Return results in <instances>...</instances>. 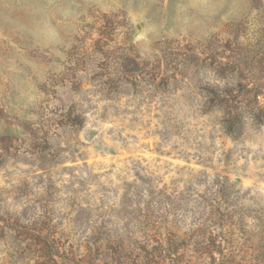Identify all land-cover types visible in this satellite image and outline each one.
<instances>
[{"label": "rangeland", "instance_id": "rangeland-1", "mask_svg": "<svg viewBox=\"0 0 264 264\" xmlns=\"http://www.w3.org/2000/svg\"><path fill=\"white\" fill-rule=\"evenodd\" d=\"M221 220L264 264V0H0V264Z\"/></svg>", "mask_w": 264, "mask_h": 264}, {"label": "trees", "instance_id": "trees-1", "mask_svg": "<svg viewBox=\"0 0 264 264\" xmlns=\"http://www.w3.org/2000/svg\"><path fill=\"white\" fill-rule=\"evenodd\" d=\"M213 90L222 104L224 92L220 87ZM226 222H214L219 231H204L191 236L169 230L161 221H148L144 227L139 222L137 227L141 229L131 236L117 235L102 241L101 236L93 232L84 237L85 253L79 244L75 248V245L63 242L62 237L39 235L33 253L54 264H258L259 256L247 260V252L242 254L238 250L232 234L224 231ZM105 240L107 245L102 250Z\"/></svg>", "mask_w": 264, "mask_h": 264}]
</instances>
